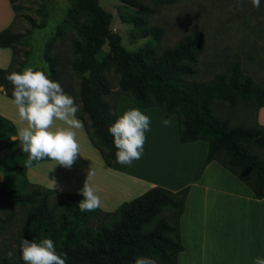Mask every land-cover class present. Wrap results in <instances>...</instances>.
I'll list each match as a JSON object with an SVG mask.
<instances>
[{
    "label": "trees",
    "instance_id": "16d2710c",
    "mask_svg": "<svg viewBox=\"0 0 264 264\" xmlns=\"http://www.w3.org/2000/svg\"><path fill=\"white\" fill-rule=\"evenodd\" d=\"M69 1L70 22L62 23L44 47L47 76L59 82L64 92L80 105L77 116L106 165L118 171L128 167L116 163L118 149L108 131L119 117L116 104L118 97L124 94L141 108L158 106L165 116L176 115L181 142L207 141L208 150L201 170L208 162L216 161L249 186L256 198H264V130L256 114L251 124L230 125L227 118L216 114L213 106L215 101L231 106L241 101L257 111L264 106V87L253 83L249 76H243L238 62L231 64L228 73L216 74L208 81L188 79L196 74L195 66L205 48L200 31L187 35L160 53L149 45L129 50L111 27L112 13L105 10L99 0ZM122 1L118 15L123 22L133 25L131 37H152L158 41L162 29L147 21L155 9L141 0ZM152 1L165 4L174 0ZM10 2L16 11L14 0ZM71 13L84 18L77 27L78 38L71 44L74 59L70 66L81 77L78 93L72 84L62 82L61 58L51 53L52 43L67 25H71ZM23 42L24 34L13 32L11 26L0 31V47L12 49L9 66L0 68V87L13 100V86L6 77L13 71L22 72L27 63L26 58H15V46ZM104 45L107 51H103ZM109 71L118 75L116 88L108 76ZM11 135L17 136L15 125L0 116V138ZM27 159L28 154L18 150L0 160L3 175L0 193L16 204H28L20 245L22 239L37 243L51 239L57 253L62 256L66 253V264H134L138 256L152 257L157 264L176 263L177 254L183 249L179 217L188 187L171 191L154 186L122 202L113 211L98 208L82 212L78 202L83 196L79 193L59 192L30 183L25 177ZM17 169L20 171L10 176ZM18 173L23 175L19 184L15 183ZM24 184L31 189L21 194ZM1 264L25 262L19 256L13 261L3 260Z\"/></svg>",
    "mask_w": 264,
    "mask_h": 264
},
{
    "label": "crops",
    "instance_id": "0c3cea01",
    "mask_svg": "<svg viewBox=\"0 0 264 264\" xmlns=\"http://www.w3.org/2000/svg\"><path fill=\"white\" fill-rule=\"evenodd\" d=\"M14 19L10 0H0V31L12 26ZM11 57V48L0 47V68L8 67ZM260 85L264 87V82ZM132 108L150 117L151 131L146 132L141 159L124 171L106 165L82 128L77 130L80 155L71 169L43 160L26 167V179L48 189H53L55 180L57 191L79 193L91 169V185L100 196L103 211H113L154 186L171 191L188 187L179 217L183 249L175 264H254L257 257L264 258V198H256L249 186L216 161L201 170L208 143L181 142L176 115L165 116L158 106L141 108L121 94L116 104L118 116ZM0 116L16 130L26 126L19 120L14 100L1 87ZM256 118L264 130V106L257 109ZM165 119L171 121L168 126L163 124Z\"/></svg>",
    "mask_w": 264,
    "mask_h": 264
},
{
    "label": "rangeland",
    "instance_id": "374dc122",
    "mask_svg": "<svg viewBox=\"0 0 264 264\" xmlns=\"http://www.w3.org/2000/svg\"><path fill=\"white\" fill-rule=\"evenodd\" d=\"M141 1L155 9L147 17V21L149 25L162 29L158 41H154L152 37H131L133 25L123 22L118 15L122 0H99L100 5L112 13L111 27L119 33L126 49L136 50L149 45L160 53L187 35L200 31L205 39V48L195 66L196 74L188 79L208 81L216 74L228 73L231 64L238 62L243 76H249L258 85L264 82V0H261L259 8L253 7L251 0H174L165 4H156L152 0ZM14 5L16 11L12 31L24 34V42L15 46V58H26L23 70L31 66L48 75V64L43 58L44 47L62 23L70 22L71 2L14 0ZM83 21V17L71 13V25L63 29L62 35L51 46V53L59 55L62 61V82L65 85L72 84L75 93H78L81 77L70 66V61L74 59L71 44L78 38L77 27ZM102 49L107 51V45ZM108 76L116 88L118 75L109 71ZM213 106L216 114L227 118L230 125L251 124L256 114L254 106L241 101L234 106L224 101H215ZM83 130L85 131L84 126ZM85 134L87 135L86 131ZM15 137L16 135H11L0 138V160L21 150L20 142ZM22 168L19 169L22 171ZM19 169L11 172L10 176H14ZM15 180V183H21L23 175L16 174ZM2 181L3 175L0 172V183ZM30 189L24 184L20 193H27ZM27 207L28 204H16L0 193V264L3 260L13 261L21 256L20 240ZM10 252L13 253L11 257Z\"/></svg>",
    "mask_w": 264,
    "mask_h": 264
},
{
    "label": "clouds",
    "instance_id": "9594fccd",
    "mask_svg": "<svg viewBox=\"0 0 264 264\" xmlns=\"http://www.w3.org/2000/svg\"><path fill=\"white\" fill-rule=\"evenodd\" d=\"M251 4L259 8L261 0H251ZM6 79L13 86L12 96L19 120L26 124L17 128V136L14 138L19 140L21 151L28 154L25 167H32L33 162L50 159L55 162V166L71 169L80 155L77 139V130L83 128L77 116L80 105L64 92L59 82L31 66L22 72L9 73ZM170 123L168 119L163 121L164 126ZM150 125V117L138 108L125 111L115 120L108 131L114 137V145L118 149L115 153L116 163L130 166L133 161L141 159L146 132L151 131ZM93 176L94 172L90 169L79 190L83 196L78 202L82 212L95 211L101 207L100 196L91 185ZM52 187L59 190L55 180ZM20 254L25 264H66L67 259L66 253L63 256L57 253L54 241L47 238L39 243L22 239ZM12 255L10 252L9 257ZM134 264H157V260L138 256ZM254 264H264V258L257 257Z\"/></svg>",
    "mask_w": 264,
    "mask_h": 264
}]
</instances>
